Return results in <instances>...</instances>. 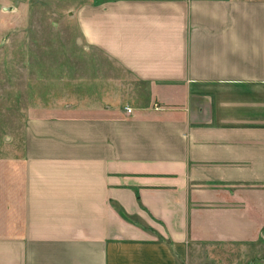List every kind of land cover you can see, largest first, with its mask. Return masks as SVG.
<instances>
[{"label":"crops","instance_id":"0c3cea01","mask_svg":"<svg viewBox=\"0 0 264 264\" xmlns=\"http://www.w3.org/2000/svg\"><path fill=\"white\" fill-rule=\"evenodd\" d=\"M32 1L60 4L80 45L72 85L86 90L0 147V264L223 263L259 242L264 0H0V12Z\"/></svg>","mask_w":264,"mask_h":264},{"label":"rangeland","instance_id":"374dc122","mask_svg":"<svg viewBox=\"0 0 264 264\" xmlns=\"http://www.w3.org/2000/svg\"><path fill=\"white\" fill-rule=\"evenodd\" d=\"M59 9L60 4L55 2L32 1L28 9L23 3L17 11L12 7L0 12V147L13 135L18 137L29 115L66 111L65 103L55 102L72 91L86 90L84 86L72 85L77 78L73 62L80 45L77 33ZM64 68L68 71L66 77L61 72ZM126 92L123 88L124 95ZM128 101H117V106ZM223 252L227 262L204 264H255L258 259L257 263L262 264L264 237L239 255L233 250Z\"/></svg>","mask_w":264,"mask_h":264},{"label":"water","instance_id":"95a60500","mask_svg":"<svg viewBox=\"0 0 264 264\" xmlns=\"http://www.w3.org/2000/svg\"><path fill=\"white\" fill-rule=\"evenodd\" d=\"M3 9L11 10L12 9V6L3 7Z\"/></svg>","mask_w":264,"mask_h":264},{"label":"built area","instance_id":"2783aa9c","mask_svg":"<svg viewBox=\"0 0 264 264\" xmlns=\"http://www.w3.org/2000/svg\"><path fill=\"white\" fill-rule=\"evenodd\" d=\"M125 109H126L127 112H131V108L126 106Z\"/></svg>","mask_w":264,"mask_h":264}]
</instances>
